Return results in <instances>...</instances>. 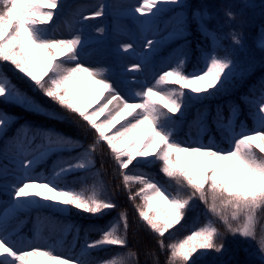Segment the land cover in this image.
<instances>
[{
    "label": "snow or ice",
    "instance_id": "6c2138e0",
    "mask_svg": "<svg viewBox=\"0 0 264 264\" xmlns=\"http://www.w3.org/2000/svg\"><path fill=\"white\" fill-rule=\"evenodd\" d=\"M165 5L188 6L185 0H138L132 11L139 14L142 25L150 26ZM63 8V0H0V99L49 119L68 121L74 117L82 122L85 132L94 133L92 142L85 147L80 139L65 133L21 126L9 146L18 161L19 174L11 186V203L0 213V264L138 262V253L132 249L109 258L92 256L109 247L127 248L126 211L95 227L97 239L90 240L86 234L78 252L80 230L74 224L48 222L46 235L45 221L39 220L33 238L27 241L9 230L16 214L28 209H48L61 215L75 211L92 217H103L114 210L117 205L106 195V186L95 170V154L100 146L107 147L128 199L139 198L136 213L158 238L160 253L167 252L163 264H198L210 250L221 252L224 245L217 242L222 237L217 222L233 236L256 240L264 254V86L259 100L254 102L251 129L244 121L237 124L236 106L230 108L227 119L217 110L215 123L224 133L226 147H219L211 137L208 143L202 142L200 137L208 129L207 113L201 111L191 125L197 130L196 138L181 141L177 139L178 127L189 108L225 91L235 78L232 57L219 55L216 49L206 50L199 66L189 71L187 53L181 52L154 74L151 83L121 88L112 79L110 68L83 62L86 40L71 21H66L69 34L57 36L54 21ZM104 9L105 5L100 4L87 15L79 9L71 15L73 20L78 16L79 23L103 16ZM192 15L202 21L204 13L196 10ZM225 15L230 20L235 18L231 10ZM172 27L170 36L184 34L186 19L178 15ZM96 31L103 33L104 29ZM231 39L241 44L238 33H233ZM155 43L159 42L147 40L145 47L152 50ZM260 47L264 49V39ZM120 49L133 52L134 45L124 43ZM146 61L147 54L143 58ZM142 63H134L128 70L138 72ZM3 65L10 66L34 91L68 115L62 116L28 95L12 81ZM10 120L0 113V133ZM65 152L69 155L50 169L36 171L49 154ZM153 164L159 165L167 186L149 172L130 171ZM88 176L95 177L91 185L86 183ZM134 184L140 185L135 192ZM196 201L204 205L210 218L166 244V235L172 237L174 230L183 225ZM70 233L75 235L67 246L63 237ZM146 255L152 256V264H160L155 250Z\"/></svg>",
    "mask_w": 264,
    "mask_h": 264
},
{
    "label": "trees",
    "instance_id": "16d2710c",
    "mask_svg": "<svg viewBox=\"0 0 264 264\" xmlns=\"http://www.w3.org/2000/svg\"><path fill=\"white\" fill-rule=\"evenodd\" d=\"M186 4L188 6L185 8L189 13L194 10H202L204 13L203 21H205V24L199 25L193 19L188 27L193 41L186 51L188 57L187 69L190 71L191 67L196 63L199 66L201 54L210 48L208 28L220 31L221 47L217 49L218 54L230 55L236 63L235 78L226 90L207 99L211 106V114L207 116V122L215 132L217 139L222 142V147H226L224 133L219 130L215 123L217 110H220L221 115L225 119L228 118L231 105L235 103H241L243 106L249 107L250 111H253L254 104L245 94L249 92L257 93L264 85V49L260 47L261 40L264 39V0H187ZM227 10L235 13L234 19L230 20L226 17L225 12ZM233 33L240 35L241 44H235L232 41L231 36ZM2 67L12 81L28 95L32 96L46 108L62 116L68 115L63 109L52 104L41 94L34 91L25 80H22L18 74L13 72L10 66L3 65ZM197 104L189 108L186 116L195 111ZM0 109L8 112L10 114L9 117H11L10 122L7 124L6 132L11 131L20 123H24L33 130L48 128L55 131L56 129H60L66 133H76L80 135L87 146L92 142L94 137V133L91 131L85 132L82 122L76 120L74 117H70L68 121L51 120L44 115L33 113L19 105L12 102H4L1 99ZM239 115L250 127L253 125L252 117L246 113H240ZM72 120H75V123H72ZM51 156H48V161ZM95 167L99 172V179L106 186V195L112 199L117 207L108 212L107 215L95 218L87 214H78L75 211L67 217L45 209L42 214L44 218L50 222L58 221L79 226L83 231H90V240H95L99 237V233L94 230L95 227L107 224L119 212L126 211L129 224L127 248L118 249L116 247H109L94 252L92 256L102 259L109 258L117 252H126L128 249H132L138 253V262H134V264H152V256L146 255V252L155 250L160 264H163L167 252L160 253L156 243L158 238L140 222L135 210V204L140 203V200L139 198L136 201L128 199V191L123 187L122 178L119 176L116 165L106 146L97 148ZM139 168L149 171V173L158 177L166 186L168 185V181L159 173L158 164L141 165ZM130 170L133 169L130 168ZM94 179L95 177H88L86 183L91 185ZM76 187L79 188L80 185L77 184ZM139 187V184L132 185V191L135 192ZM170 190L175 191L174 188H170ZM208 218L210 217L206 214L204 205L199 201L194 202L183 221V225L178 226L174 230L172 237L166 235L165 243L167 244L171 239L182 238L189 230L193 227L201 226ZM261 223L264 224V220ZM217 227L220 228L222 233V237L217 242L223 243V250L221 252L210 250L206 255L200 257L198 264H264V254H261L259 251L256 240L244 239L239 235L233 236L225 232L219 222H217ZM257 234L258 237L261 235L260 227L257 229ZM83 243L84 241L80 245Z\"/></svg>",
    "mask_w": 264,
    "mask_h": 264
},
{
    "label": "rangeland",
    "instance_id": "374dc122",
    "mask_svg": "<svg viewBox=\"0 0 264 264\" xmlns=\"http://www.w3.org/2000/svg\"><path fill=\"white\" fill-rule=\"evenodd\" d=\"M63 3V13L59 15L61 18L54 24L58 29L56 33L57 36H67L69 34L66 21H71L73 27L82 30V35L86 40V48L82 54L83 62L89 66L99 65L110 68L112 70V79L121 88H139L140 85L144 83H151L154 74L161 71L168 60L180 54L182 52L181 44L187 42L186 39H183L180 44H177L169 51L170 54L168 56L162 58L159 54V49L171 45L175 40L183 38L185 35V33L169 35L173 30L172 26L176 17L178 15H182L184 18L186 17V13L183 9L176 10L166 18H164L165 16H162L168 10L172 9V7L175 8L176 6H162L163 11L161 12L160 17H157L152 25L144 26L140 23L141 18L139 17V14L132 11L137 5L138 0H63ZM100 4L105 5L103 16L87 21H80L79 23L76 22L79 21L78 16L73 20L71 13L74 10L79 9L84 15H87L89 12L96 10ZM97 28H103L104 32L98 33L96 31ZM113 35L117 37L118 43L111 51H105V46L110 42ZM213 38L215 44H217L216 35L213 34ZM147 40H153L159 43H155L153 49L149 50L145 47ZM124 43H132L134 45V51L129 53L122 52L120 45ZM145 54H147V61L143 62ZM121 57H127L131 65L143 62L141 70L128 73L127 67H119L118 63ZM204 109H206V105L202 103V105L198 107L197 112H202ZM0 113L2 112L0 111ZM191 125L192 123L188 124L187 137L178 132L177 139L181 141L195 139L197 130ZM181 128L182 126L179 125L178 131H180ZM209 137H211L217 144L211 134L207 139H203V136H201L200 139L203 143H208ZM68 155L69 153L66 152L58 154L56 159L52 162L51 167L59 159L65 158ZM36 171L45 172L44 169H36ZM18 174V161L14 159V153L9 150V145H0V193L2 194L0 195V213L4 212L11 203V186L15 183ZM29 210L30 209L23 210L22 212L28 213ZM20 223L21 221L12 219L9 230L18 232ZM37 223V220L33 222L30 228V234L19 233V236L25 241L32 239ZM73 236L68 240L67 246L71 245ZM76 251L78 252L79 249Z\"/></svg>",
    "mask_w": 264,
    "mask_h": 264
},
{
    "label": "bare ground",
    "instance_id": "6f19581e",
    "mask_svg": "<svg viewBox=\"0 0 264 264\" xmlns=\"http://www.w3.org/2000/svg\"><path fill=\"white\" fill-rule=\"evenodd\" d=\"M117 43H118L117 42V37L113 35L111 40H110V42H108L107 45L105 46V51H107V50L111 51L112 49H114V47H116ZM118 64H119V67H121V68L127 67L128 69L130 68L129 66L131 65V63H130V61H129V59L127 57H121L119 59V63ZM128 69H127V72L130 73L131 71L128 70Z\"/></svg>",
    "mask_w": 264,
    "mask_h": 264
}]
</instances>
